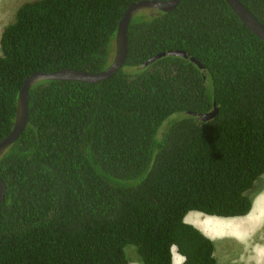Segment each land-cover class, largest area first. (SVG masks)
<instances>
[{
	"label": "trees",
	"instance_id": "obj_1",
	"mask_svg": "<svg viewBox=\"0 0 264 264\" xmlns=\"http://www.w3.org/2000/svg\"><path fill=\"white\" fill-rule=\"evenodd\" d=\"M136 1L21 5L0 41V141L26 77L106 69ZM241 2L264 24V0ZM168 50L204 68L176 55L142 67ZM214 103V118H198ZM0 174V264H173V246L185 264H217L213 240L185 216H245L264 189V40L227 0L136 14L114 76L31 88Z\"/></svg>",
	"mask_w": 264,
	"mask_h": 264
},
{
	"label": "water",
	"instance_id": "obj_2",
	"mask_svg": "<svg viewBox=\"0 0 264 264\" xmlns=\"http://www.w3.org/2000/svg\"><path fill=\"white\" fill-rule=\"evenodd\" d=\"M182 0H139L128 6L125 10L117 29L115 54L110 65L99 72H89L86 70L66 68L53 72H34L27 76L21 88L17 101L16 120L10 133L0 141V158L5 151L14 144L26 129L29 122V95L31 88L44 80H76L88 83H97L101 80L111 78L116 72L124 67L129 52V27L133 17L143 11H171L176 8ZM229 6L236 15L252 30L257 36L264 40V24L241 2V0H227ZM176 55L189 58L200 68L204 66L193 56L183 50H168L160 52L142 64L146 67L156 60L167 56ZM218 113V107L214 103L212 111L198 115L203 121L212 119ZM5 183L0 174V204L5 197Z\"/></svg>",
	"mask_w": 264,
	"mask_h": 264
},
{
	"label": "crops",
	"instance_id": "obj_3",
	"mask_svg": "<svg viewBox=\"0 0 264 264\" xmlns=\"http://www.w3.org/2000/svg\"><path fill=\"white\" fill-rule=\"evenodd\" d=\"M257 204L261 205V213L255 209ZM185 222L213 240L217 264H264V189L256 195L245 216L222 217L193 210L185 216ZM172 260L173 264H185V257L176 246L172 247Z\"/></svg>",
	"mask_w": 264,
	"mask_h": 264
},
{
	"label": "rangeland",
	"instance_id": "obj_4",
	"mask_svg": "<svg viewBox=\"0 0 264 264\" xmlns=\"http://www.w3.org/2000/svg\"><path fill=\"white\" fill-rule=\"evenodd\" d=\"M28 1L31 0H0V41L4 27L15 20L17 11L21 7V5ZM257 207L260 210L261 205L257 204L255 209H257ZM258 209L257 212L259 211ZM257 240H259V237L257 238ZM239 264H244V263L240 262Z\"/></svg>",
	"mask_w": 264,
	"mask_h": 264
},
{
	"label": "bare ground",
	"instance_id": "obj_5",
	"mask_svg": "<svg viewBox=\"0 0 264 264\" xmlns=\"http://www.w3.org/2000/svg\"><path fill=\"white\" fill-rule=\"evenodd\" d=\"M256 206H257V205H256ZM255 208H256V207H255ZM257 209H258V207H257ZM257 209H256V210H257ZM258 210H259V209H258ZM259 211L262 212L261 209H260ZM259 211H258V212H259ZM260 212H259V213H260ZM253 213H255V212H253ZM252 219H253V218H252ZM253 220H254V219H253ZM248 221H249V219L244 220V222H248ZM256 221H257V220H256ZM256 223H257V222H256Z\"/></svg>",
	"mask_w": 264,
	"mask_h": 264
}]
</instances>
